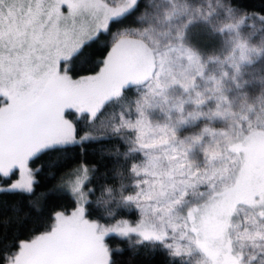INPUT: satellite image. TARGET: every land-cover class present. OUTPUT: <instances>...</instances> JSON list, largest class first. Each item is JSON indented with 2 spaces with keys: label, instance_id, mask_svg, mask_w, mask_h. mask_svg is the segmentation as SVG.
Listing matches in <instances>:
<instances>
[{
  "label": "snow or ice",
  "instance_id": "snow-or-ice-1",
  "mask_svg": "<svg viewBox=\"0 0 264 264\" xmlns=\"http://www.w3.org/2000/svg\"><path fill=\"white\" fill-rule=\"evenodd\" d=\"M198 23L219 43L190 47ZM93 46L102 55L81 56ZM113 105L111 134L143 158L106 209L115 223L89 218L81 163L79 206L39 223L0 264H119L112 236L159 245L169 264H264V15L233 0H0V193L32 195L42 166L31 162L99 142L77 124ZM125 211L136 218L117 219Z\"/></svg>",
  "mask_w": 264,
  "mask_h": 264
},
{
  "label": "trees",
  "instance_id": "trees-1",
  "mask_svg": "<svg viewBox=\"0 0 264 264\" xmlns=\"http://www.w3.org/2000/svg\"><path fill=\"white\" fill-rule=\"evenodd\" d=\"M235 6L246 15H264V0H233ZM219 27L221 23L214 22ZM260 24L259 20H246L245 25ZM186 24V21L183 23ZM258 27V26H255ZM261 25L259 26V28ZM183 31V28L181 29ZM207 25L203 23L194 24L187 30L188 45L196 50L207 49L211 45L218 44L221 40L219 35L211 36ZM227 35V34H225ZM107 40V37H103ZM103 49L98 46L85 48L81 56L92 57L102 55ZM231 55L232 53H227ZM211 55V52H209ZM204 59L203 55L201 56ZM216 66L213 65V68ZM228 69L224 73L229 74ZM129 97L135 95V89L128 92ZM121 109L117 106H109L104 110V116L95 118L80 117L77 127L91 132L101 139L99 142L85 143L81 147L70 148L67 152L46 153L31 162V167L42 166L40 174L41 183L35 188L32 195L18 196L15 194L0 193V252L5 249L15 250L13 245L28 237L33 229H38L41 222H48L50 216L56 211L71 212L77 206V201L66 189L68 178L75 177L73 170L81 163L90 166V179L88 185L91 187L89 203L86 209L92 212L90 219H99V222L110 225L115 223L109 219L106 209L109 207L113 197H118L121 185H131L133 180L129 179V170L133 164L141 163L142 156L128 151L126 141L119 138L124 134H111V125L116 124L117 114ZM70 119L72 117H69ZM103 121V123H101ZM95 123L97 130H92L89 125ZM200 128L205 125L196 122ZM209 127L222 128L223 125L216 122ZM186 135H191L196 130V125L188 126ZM50 173L53 175L50 177ZM13 177L12 179H15ZM0 184L8 186V179L0 177ZM58 187L65 189L57 190ZM52 190L47 198L40 195L42 192ZM111 190V191H109ZM124 195L133 194L131 189L124 191ZM33 203L30 204L29 201ZM101 217H104L101 219ZM135 219L132 212H121L117 219ZM110 243L121 247L123 251L116 253L119 264H169L167 250L159 245L145 242L129 247L125 239L109 237Z\"/></svg>",
  "mask_w": 264,
  "mask_h": 264
},
{
  "label": "rangeland",
  "instance_id": "rangeland-1",
  "mask_svg": "<svg viewBox=\"0 0 264 264\" xmlns=\"http://www.w3.org/2000/svg\"><path fill=\"white\" fill-rule=\"evenodd\" d=\"M213 21L214 22H217V23H221L222 25H223V27H226L228 24H230V23H232V21H230V20H222V21H218V20H216V19H213ZM185 21H183V22H181L182 24L184 23ZM186 23H187V21H186ZM255 26H258V27H256V28H259V26H260V24H257V23H255ZM244 27H246V25L244 24V25H241V28H244ZM89 134H91V135H93V136H96V135H94L93 133H91V132H88ZM87 169H88V173H87V175H88V180L87 181H85V185H84V191L86 192V193H88V200L90 199V192H91V187L88 185V182H89V179H90V166H88V165H84ZM81 175H82V173H81ZM73 176V175H72ZM72 176H70L69 178H68V182H67V186H66V189L70 192V188H71V184H72V182L73 181H75V179L77 178V176H75V177H72ZM0 187H5V186H3V185H1L0 184ZM71 193V192H70ZM131 195V194H130ZM77 206H79L78 205V203H77ZM76 206V207H77ZM85 206V208H86V204L84 205ZM75 210V209H74ZM67 213V212H66ZM123 219H127V218H123ZM128 220H131V219H128ZM101 223V222H100Z\"/></svg>",
  "mask_w": 264,
  "mask_h": 264
}]
</instances>
